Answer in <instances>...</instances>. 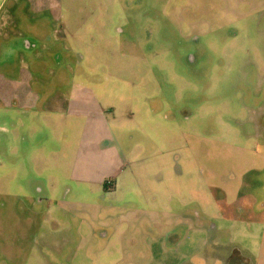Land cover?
Wrapping results in <instances>:
<instances>
[{
	"label": "rangeland",
	"instance_id": "374dc122",
	"mask_svg": "<svg viewBox=\"0 0 264 264\" xmlns=\"http://www.w3.org/2000/svg\"><path fill=\"white\" fill-rule=\"evenodd\" d=\"M62 1L0 32L44 93L115 95L138 181L72 179L79 133L41 175L0 162V264H264V0Z\"/></svg>",
	"mask_w": 264,
	"mask_h": 264
},
{
	"label": "crops",
	"instance_id": "0c3cea01",
	"mask_svg": "<svg viewBox=\"0 0 264 264\" xmlns=\"http://www.w3.org/2000/svg\"><path fill=\"white\" fill-rule=\"evenodd\" d=\"M9 1H12V4L2 18L4 22L0 24V31L17 18L13 13L21 1H26L39 11L51 10L56 1L61 5L63 2L0 0V6ZM12 34L14 32H0V70H4L1 72L5 74V76L0 74V134L4 137L3 141H0L1 164H8L14 169V166L28 162L35 167L41 166V171L36 168V172L41 175L47 169L45 166L63 161L61 152L67 144L65 141L67 136L79 133V144L69 159L72 161L70 177L81 183L91 184L100 191L102 187L106 188L105 182L109 178L114 181L115 192L120 187L130 188V182L138 179L136 175L127 173V169L134 166V163L125 149L126 146L121 141L115 143L116 138L110 119L113 109H116L112 102L115 95L109 91L107 95L106 93L101 95V100L92 88L79 86L72 89L70 96H65L58 87L50 89L48 88L50 84L42 81L41 85L48 88L44 93V88L36 81L37 78L24 70L26 66L30 68L28 63L19 61L18 54H12L11 47L17 49L15 39H11L14 36ZM37 35L40 38L45 37V32H38ZM18 68L19 72L16 74ZM60 81L62 80L51 82V85L59 86ZM115 82L116 80L114 84ZM123 94L119 93L116 96L123 99ZM54 97L57 105H49L47 101ZM130 97L131 100H138L136 96ZM107 107L112 108L110 114ZM131 114L132 112H129L125 119H120L121 116L114 112L115 125L122 130L129 118L135 120ZM51 161L55 163H50ZM141 178L142 183L149 180L148 177ZM145 187L143 183L142 188L140 190L138 188L139 192H143ZM39 189L41 188L38 187ZM133 190L130 188L129 192ZM156 193V190L151 188L147 192L148 195Z\"/></svg>",
	"mask_w": 264,
	"mask_h": 264
},
{
	"label": "built area",
	"instance_id": "2783aa9c",
	"mask_svg": "<svg viewBox=\"0 0 264 264\" xmlns=\"http://www.w3.org/2000/svg\"><path fill=\"white\" fill-rule=\"evenodd\" d=\"M105 183L109 188H112L114 185V181L111 178L107 179Z\"/></svg>",
	"mask_w": 264,
	"mask_h": 264
},
{
	"label": "trees",
	"instance_id": "16d2710c",
	"mask_svg": "<svg viewBox=\"0 0 264 264\" xmlns=\"http://www.w3.org/2000/svg\"><path fill=\"white\" fill-rule=\"evenodd\" d=\"M105 185H106V183H105ZM106 188H108L107 185H106Z\"/></svg>",
	"mask_w": 264,
	"mask_h": 264
}]
</instances>
